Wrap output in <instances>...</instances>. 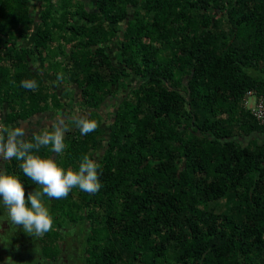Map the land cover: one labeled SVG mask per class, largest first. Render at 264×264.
I'll use <instances>...</instances> for the list:
<instances>
[{
    "label": "trees",
    "instance_id": "1",
    "mask_svg": "<svg viewBox=\"0 0 264 264\" xmlns=\"http://www.w3.org/2000/svg\"><path fill=\"white\" fill-rule=\"evenodd\" d=\"M250 90L264 95V0H0L6 123L64 120V151L36 154L102 169L95 194L44 198L48 260L77 225L84 264H264V126L244 105ZM77 116L97 129L81 135ZM20 163L5 173L27 196L40 188Z\"/></svg>",
    "mask_w": 264,
    "mask_h": 264
},
{
    "label": "clouds",
    "instance_id": "2",
    "mask_svg": "<svg viewBox=\"0 0 264 264\" xmlns=\"http://www.w3.org/2000/svg\"><path fill=\"white\" fill-rule=\"evenodd\" d=\"M20 86L30 91L38 89L36 80H22ZM72 123L81 135H88L98 127L96 120L84 116L75 117ZM66 131L67 124L59 120L51 122L50 128L32 131L29 138L26 128L0 122V160L20 161L23 174L40 188L26 196L25 186L16 175L0 172V202L8 209L10 220L22 226L28 235L42 236L53 227V218L44 198L66 199L73 189L95 194L102 187L101 166L88 155L82 157L78 170H65L55 159L36 154L41 148L49 147L57 155L62 153Z\"/></svg>",
    "mask_w": 264,
    "mask_h": 264
},
{
    "label": "flooded vegetation",
    "instance_id": "3",
    "mask_svg": "<svg viewBox=\"0 0 264 264\" xmlns=\"http://www.w3.org/2000/svg\"><path fill=\"white\" fill-rule=\"evenodd\" d=\"M35 67L37 71L40 70L38 66ZM43 74L49 78L46 73ZM45 126L51 127L47 123ZM1 220L0 256L5 258L7 256L9 258L6 264H42L43 261L51 264H84L82 255L83 234L80 230L81 227L75 225L62 231L61 253L56 260L51 261L44 257L43 252L42 254H32L31 247H33V242L38 241L39 236L28 235L23 231L21 226L11 222L7 223L3 219Z\"/></svg>",
    "mask_w": 264,
    "mask_h": 264
},
{
    "label": "crops",
    "instance_id": "4",
    "mask_svg": "<svg viewBox=\"0 0 264 264\" xmlns=\"http://www.w3.org/2000/svg\"><path fill=\"white\" fill-rule=\"evenodd\" d=\"M251 101L253 102L254 100H251ZM9 113H10L9 109L6 107V105L1 104L0 105V122H3L7 126L19 125V126L26 128L27 130H29V138H30L32 131H39L43 129L46 123L50 124L49 121L51 120V114H47V115H43L42 117L37 116L29 120H24V121L19 120L13 124H7L6 117ZM8 161L9 160L7 161L0 160V172L5 173V165ZM1 219L6 220L7 223H10V222L13 223L8 216V209L2 204V202H0V223H2ZM8 261H9V258L7 256L6 258L3 256H0V264H6Z\"/></svg>",
    "mask_w": 264,
    "mask_h": 264
},
{
    "label": "built area",
    "instance_id": "5",
    "mask_svg": "<svg viewBox=\"0 0 264 264\" xmlns=\"http://www.w3.org/2000/svg\"><path fill=\"white\" fill-rule=\"evenodd\" d=\"M244 105L250 110L258 123L264 126V95L258 96L253 90H250L245 97Z\"/></svg>",
    "mask_w": 264,
    "mask_h": 264
},
{
    "label": "rangeland",
    "instance_id": "6",
    "mask_svg": "<svg viewBox=\"0 0 264 264\" xmlns=\"http://www.w3.org/2000/svg\"><path fill=\"white\" fill-rule=\"evenodd\" d=\"M31 251H32V254H35V255L36 254H42V250H41L40 246L38 245V241L35 243L33 242V247H31ZM35 261H37V260H35ZM42 264H51V263H47V262L43 261Z\"/></svg>",
    "mask_w": 264,
    "mask_h": 264
}]
</instances>
